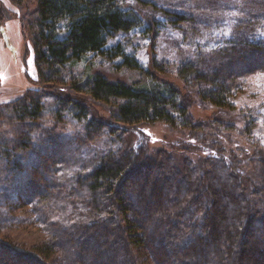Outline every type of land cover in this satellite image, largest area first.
<instances>
[{
    "label": "rangeland",
    "instance_id": "1",
    "mask_svg": "<svg viewBox=\"0 0 264 264\" xmlns=\"http://www.w3.org/2000/svg\"><path fill=\"white\" fill-rule=\"evenodd\" d=\"M122 3L137 18L139 26L118 33L110 43L121 44L126 55L139 62L142 71L120 68L121 60L88 55L60 68V74L54 77L58 80L51 81L53 75L46 69L42 70L44 79L40 76L36 62L34 24L30 22L36 1L28 0L19 6L12 0H0V112L6 110L5 116L9 118L2 125L4 116L0 115L1 130L11 129L9 124L14 120L11 109L24 97L39 99L43 107L34 122L37 137L32 135L33 128L20 127L21 134H26L31 143L27 149L12 148L14 154L10 152L0 161V194L8 199L12 196L11 205L3 198L0 201L1 243L34 254L35 248L49 238L45 225L41 224V205L51 199L21 204L24 199L17 192L20 185L24 188L35 180L39 188L44 180L43 193L51 191V198H55L54 202L48 201L44 210L46 215L49 213L50 224L59 228L84 226L90 221L84 206L83 213H79L71 202L62 208L59 202L69 199V195L65 199L66 192L76 185L79 176L98 167L103 156L118 151H134V164L145 163L147 159L162 164L160 156H165L175 173L188 177L190 170L197 183L205 178L207 181L209 163L221 164L224 159L234 171H245L240 178L247 190V204L258 203L256 208L263 209L264 183L257 157L264 152V0H122ZM187 65H192L207 81L198 82L191 76L193 82L187 88L179 77L180 69ZM147 71L149 74H145ZM95 74L138 88H152L157 82L175 84L189 103V120L197 127H171L163 122L122 123L116 113L121 101H99L89 92L75 88L76 81L83 83ZM223 84L232 85L228 95L230 106L215 107L208 99L221 91ZM59 99L85 105L88 118L78 120L71 112L72 105L67 103L64 108ZM94 121L99 129L97 134L88 126ZM53 151H58L63 159L50 170L44 154ZM200 194L207 196L210 192L204 188ZM190 195L189 191L184 192L178 207L188 208L192 214L193 209L187 206ZM167 196L169 199L170 194ZM171 203L168 201V205ZM211 210L205 213L210 214ZM174 216L173 220H181ZM238 240L233 237L224 243L225 254L236 253ZM121 243L116 242L112 252L122 249ZM130 248L136 264H154L153 254L146 247L130 245ZM121 254L126 258L124 252ZM48 264H65L63 253L51 254Z\"/></svg>",
    "mask_w": 264,
    "mask_h": 264
},
{
    "label": "trees",
    "instance_id": "2",
    "mask_svg": "<svg viewBox=\"0 0 264 264\" xmlns=\"http://www.w3.org/2000/svg\"><path fill=\"white\" fill-rule=\"evenodd\" d=\"M12 1L20 6L28 0ZM35 1L30 22L34 24L36 62L43 79V69L53 75L51 81H56L58 79L54 77L60 74V68L82 61L88 55L121 60L120 68L142 71L139 62L126 55L121 44L110 43L118 33H127L139 26L137 18L122 0ZM145 74H149L148 71ZM191 76L198 82L207 81L192 65L180 69L179 77L187 88L193 82ZM75 85L79 92L87 91L96 100L121 101L116 113L124 124L163 122L171 127H197L189 120V103L175 84L157 82L152 88H138L95 74L83 83L76 81ZM232 85H221V91L208 99L210 103L215 107L230 106L228 95ZM58 102H62L64 108L67 103L72 105L71 112L78 120L88 118L85 105L75 100L69 103L59 99ZM4 111L0 112L4 116L2 125H6L7 119ZM42 111L40 100L30 96L13 106L11 129L0 128V161L10 152L14 154L12 148H28L31 140L21 134L20 127L33 128L32 135L36 138L39 132L34 122ZM95 123L88 126L97 134L99 129ZM135 154L134 151H118L103 156L98 167L79 176L76 185L66 192L65 199L68 195L69 199L60 201L59 207L71 202L69 204L79 209V213L84 206L90 216V221L78 228L74 225L59 228L57 224L49 223V213L46 215L44 210L48 208L47 198L51 199L49 202H54L55 198H51V191L43 193L46 189L44 180L41 188L36 180L24 188L20 185L17 192L24 199L21 204L48 200L41 205V224L45 225L49 238L41 247L35 248L34 254L0 242V264H48L49 257L55 252L63 253L65 264H136L130 245L146 247L153 254L154 264H264V207L256 208L258 203L247 204V190L240 178L245 171H234L224 159L221 164L213 161L206 172L207 181L205 178L197 183L190 170L188 177L175 173L165 156H160L162 164L153 159L134 164ZM258 154V170L264 183V152ZM44 155L50 170L63 159L58 151ZM204 188L210 195L200 194ZM186 191L191 193L187 206L193 209L192 214L188 208L178 207ZM2 198L11 205L12 196L8 199L0 194V201ZM208 210H211L210 214L205 213ZM251 211L255 214H249ZM174 215L181 220H173ZM2 226L0 224V228ZM233 237L239 239L237 244L240 246L236 253L225 254L224 243ZM116 242H122V249L112 252ZM239 247H242L241 251Z\"/></svg>",
    "mask_w": 264,
    "mask_h": 264
}]
</instances>
